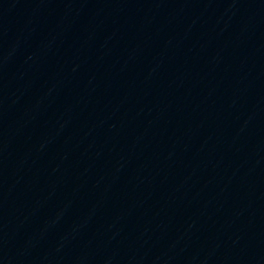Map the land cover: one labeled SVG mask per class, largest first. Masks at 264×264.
<instances>
[{"label": "water", "instance_id": "water-1", "mask_svg": "<svg viewBox=\"0 0 264 264\" xmlns=\"http://www.w3.org/2000/svg\"><path fill=\"white\" fill-rule=\"evenodd\" d=\"M172 264H264V0H195L192 114Z\"/></svg>", "mask_w": 264, "mask_h": 264}]
</instances>
